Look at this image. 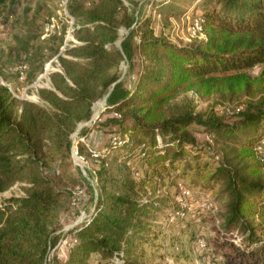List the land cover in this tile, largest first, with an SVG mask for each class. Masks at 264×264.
Wrapping results in <instances>:
<instances>
[{
  "label": "trees",
  "instance_id": "obj_1",
  "mask_svg": "<svg viewBox=\"0 0 264 264\" xmlns=\"http://www.w3.org/2000/svg\"><path fill=\"white\" fill-rule=\"evenodd\" d=\"M17 1L0 0V11ZM85 2L68 0L74 35L81 43L57 56L60 71L50 72V87L38 89L42 104L18 99L0 83V192L15 182L31 184L25 196L0 203V264H45L48 248L57 240L48 223L63 192L46 173L43 146L89 121L93 104L102 98L112 115L102 114L93 126L120 135L110 140L108 152H94L99 163L94 171L97 202L89 219L71 230L75 242L63 264H89L91 253L106 264H132L121 254L123 244L142 226L140 209L147 204L130 198L135 183L128 176L119 192L108 191L105 178L110 153L117 158L116 149L131 151L135 145L154 176L172 181L188 177L193 185L217 190L221 229L242 236L239 244L227 238L222 244L235 252L233 264H264V175L256 151L264 137L259 131L264 98L238 111L228 124L212 112L204 117L170 103L189 90L202 97L256 95L255 88L264 85V68L257 74L249 71L264 64V0L151 1L166 15L191 12L202 18L205 38L187 45L154 35L150 16L136 18L124 10L117 20L122 0H95L88 9ZM118 25L128 30L121 39ZM24 46H29L28 39ZM122 62H127L124 74L118 71ZM135 68L136 79L128 85ZM41 72L43 67H37L30 82ZM193 123L204 127V137L226 145L211 161H203L204 151L195 147Z\"/></svg>",
  "mask_w": 264,
  "mask_h": 264
},
{
  "label": "rangeland",
  "instance_id": "obj_2",
  "mask_svg": "<svg viewBox=\"0 0 264 264\" xmlns=\"http://www.w3.org/2000/svg\"><path fill=\"white\" fill-rule=\"evenodd\" d=\"M151 1L122 0L124 7L117 11V20H120L124 10L133 13L136 18L150 16L148 27L154 35L161 34L177 45H187L186 27L193 13L166 15ZM94 2L86 0L84 9L91 8ZM68 4V0L66 6L61 0H18L12 7L7 6L0 11V80L3 79L16 98L42 104L38 89L50 87V72L60 71L57 56L67 46L81 43L74 35V18ZM127 31L124 26L118 25L120 39ZM26 39L29 41L27 48L24 46ZM116 45H120V40ZM56 49L57 53L54 52ZM39 66L43 67V72L30 82L29 79ZM262 68L264 64L255 66L249 72L257 74ZM126 70L127 62H122L118 71L124 74ZM136 75L135 68L129 76L128 85L136 79ZM255 92V96L239 94L221 97L215 94L202 97L194 90H189L180 92L170 103L175 107L188 106L194 113L204 117L212 112L224 124H228L236 119L238 111L264 98V85L256 87ZM103 99L93 104V115ZM102 114V118L112 115V112L105 111V104L95 121L81 123V127L77 126L68 136H55L54 140L43 146L41 158L47 163L46 173L52 179L51 184L63 192L54 208V217L48 223V228L57 240L49 246L45 264H53L54 261L63 264L75 242L71 230L88 220L95 209L99 193V182L94 174L99 163L95 154L108 152L110 140L117 141L114 135L119 134L116 131L104 132L93 126ZM85 128L87 130L81 134L80 130ZM191 128L195 147L204 151L201 156L203 161H211L214 153L225 150L226 145L222 140L213 141L208 136L204 137L203 126L193 123ZM259 131L264 134V122ZM130 137L129 132L124 134L125 139ZM116 151L119 152L117 158H114V151L115 154L110 153L106 159V189L119 192L118 187L124 182L127 184L128 176L135 183V193H131L130 198L147 204V207L140 209L142 226L135 228L136 232H130L123 244L121 254L124 259L132 264H233L237 260L232 248L222 244L226 238L239 244L242 236L237 233L226 234L221 229L223 211L216 195L217 190L193 185L188 177L172 181L170 176H154L143 159L140 147L136 145L131 151L126 148ZM258 154L259 158H264V144H261ZM262 167L264 175V164ZM143 180L144 185L141 184ZM30 187L28 182L13 183L0 192V203L8 198L25 196ZM87 262L106 264L96 253L89 254Z\"/></svg>",
  "mask_w": 264,
  "mask_h": 264
},
{
  "label": "built area",
  "instance_id": "obj_3",
  "mask_svg": "<svg viewBox=\"0 0 264 264\" xmlns=\"http://www.w3.org/2000/svg\"><path fill=\"white\" fill-rule=\"evenodd\" d=\"M61 1L64 3L65 6L67 5V0H61ZM202 21H203L202 18L199 16H195V17L191 18V20L188 22V25L186 27L187 35H186V42L185 43L188 44L195 39L200 40V39L205 38V34L202 30ZM0 83L3 85H6V83H4L2 78L0 80ZM261 144H264V139L262 140V142H260L257 145V151L259 153L261 151ZM260 159H261L262 163L264 164V158L261 157Z\"/></svg>",
  "mask_w": 264,
  "mask_h": 264
},
{
  "label": "water",
  "instance_id": "obj_4",
  "mask_svg": "<svg viewBox=\"0 0 264 264\" xmlns=\"http://www.w3.org/2000/svg\"><path fill=\"white\" fill-rule=\"evenodd\" d=\"M104 104H105V98L103 99L100 108L97 110V112L92 116V118L87 123H90L92 121H95L98 118V116H99V114L101 112V109H103Z\"/></svg>",
  "mask_w": 264,
  "mask_h": 264
},
{
  "label": "bare ground",
  "instance_id": "obj_5",
  "mask_svg": "<svg viewBox=\"0 0 264 264\" xmlns=\"http://www.w3.org/2000/svg\"><path fill=\"white\" fill-rule=\"evenodd\" d=\"M101 104H102V102H101ZM101 104H100V106H101ZM98 110V109H97ZM97 110H95V113L97 112Z\"/></svg>",
  "mask_w": 264,
  "mask_h": 264
}]
</instances>
